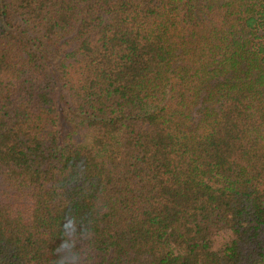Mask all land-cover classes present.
Instances as JSON below:
<instances>
[{"label":"trees","instance_id":"16d2710c","mask_svg":"<svg viewBox=\"0 0 264 264\" xmlns=\"http://www.w3.org/2000/svg\"><path fill=\"white\" fill-rule=\"evenodd\" d=\"M0 264H264V0H0Z\"/></svg>","mask_w":264,"mask_h":264}]
</instances>
